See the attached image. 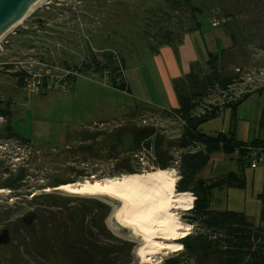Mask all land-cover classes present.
Instances as JSON below:
<instances>
[{
    "label": "rangeland",
    "instance_id": "obj_1",
    "mask_svg": "<svg viewBox=\"0 0 264 264\" xmlns=\"http://www.w3.org/2000/svg\"><path fill=\"white\" fill-rule=\"evenodd\" d=\"M25 16L0 42V108L9 102L13 130L28 140L0 134V181L8 175L4 169L20 167L26 174L17 190L0 184V228L41 209L52 212L59 231L63 220L73 233L85 234L78 257L59 238L54 240L56 256L48 253L49 258L27 255L13 241L0 249V264H6V249L19 253L25 264H138L136 253L144 241L124 223L117 221L114 228L107 224L110 216L114 221L120 203L44 188L93 175L173 167L174 150L182 148L177 136L183 122L195 124L201 113L247 94L235 108L224 107L204 121L201 129L246 143L264 139V89L252 93L264 86V0H46ZM209 52L212 65L232 76V83L216 86L183 117L177 108L184 76L190 70L208 72ZM113 67H122L121 78ZM16 72L21 74L16 77ZM253 75L257 81L251 82ZM113 81L128 88H116ZM156 110L176 117L165 119L166 128L157 130L151 122ZM6 123L7 115L0 113V132L5 134ZM151 134L152 139L146 138ZM141 145H153L155 157H136ZM237 157L236 151L214 152L199 175L237 172ZM117 164L128 167L110 172ZM175 168L179 178V166ZM242 173L244 187H217L202 202L194 199V205L241 211L264 231L258 198L264 193L263 158L255 167L245 164ZM89 200L104 203V215ZM186 215L188 210L180 212L189 223ZM190 226L193 232L196 227ZM71 238L77 239L75 233ZM161 253L143 264H160L173 254Z\"/></svg>",
    "mask_w": 264,
    "mask_h": 264
},
{
    "label": "trees",
    "instance_id": "obj_2",
    "mask_svg": "<svg viewBox=\"0 0 264 264\" xmlns=\"http://www.w3.org/2000/svg\"><path fill=\"white\" fill-rule=\"evenodd\" d=\"M208 55V72L197 74L195 71L190 70L184 76L185 80L182 82L183 87L178 92L180 105L177 108V110L182 112L183 117L193 110L194 105L209 92L213 91L216 86L224 87L232 83V76L220 74L212 65L211 53L209 52ZM91 62L93 63V61ZM108 64L106 63L104 66L109 68ZM112 70L113 72L118 70L117 72L120 78L122 77V67H113ZM20 74V72H16L15 76L18 77ZM68 75L73 77L70 74ZM19 79L17 82L23 84L24 82L19 81ZM185 81H189L190 84ZM177 83L179 84V80L175 82L176 90L178 89ZM112 85L123 90L128 88L127 84L121 81H113ZM185 86L187 88L184 89ZM263 89L264 86H261L253 90L252 93L256 91L261 92ZM245 96L242 98L237 97L239 99L235 98L224 103L223 108L227 106L235 108L237 103ZM9 105V102H7L5 109L0 108V113L7 115V123L4 129L9 133L5 134L4 132H0V134L7 138L16 136L17 140L22 139L21 142L24 141L26 143L28 140L13 130L9 117ZM219 112L222 111L217 106L211 111L201 113L199 120L195 124L190 125L186 123L183 128L181 127L183 132L177 138L178 146L187 149L180 158L178 188L181 191H191L196 196L195 203L202 202V199L209 191L223 185L227 187H244L246 181L243 178V166L245 164L251 166L253 160H256V164H258L259 158L260 160L263 158L264 161V139L255 138L246 143L236 140L234 135L227 136L221 132L217 135H208L202 131L201 124L207 119L217 116ZM10 133L12 134L10 135ZM190 146H194L192 148L193 151H189L190 149L188 148ZM217 151L225 154L236 151L239 170L237 172L230 171L224 174H218L209 179H196V174L208 164L211 155ZM170 158L172 157L170 156ZM1 163L0 161V165ZM161 165H163L162 167L167 166L166 164ZM131 171L129 170V172ZM4 172L8 175L2 178L3 181H0L1 185L15 190L24 185V177L26 174L21 172L20 167H16L14 170L4 169ZM258 198L261 204L260 218L264 220V193L259 194ZM185 218L196 229L181 239L183 243V249L181 251L167 256L160 264H210L211 261L216 264H264V231L249 221L243 212L229 209H204L194 205L188 210V215ZM74 233L77 239L73 241L72 249L74 252H72L74 253V257H78L81 253L78 245L82 243L81 240L85 232L81 234V231L78 233L74 231ZM88 245L90 247L92 246L91 243ZM97 253L101 256L100 254L102 252L100 250ZM87 255L88 253H86L85 257Z\"/></svg>",
    "mask_w": 264,
    "mask_h": 264
},
{
    "label": "bare ground",
    "instance_id": "obj_3",
    "mask_svg": "<svg viewBox=\"0 0 264 264\" xmlns=\"http://www.w3.org/2000/svg\"><path fill=\"white\" fill-rule=\"evenodd\" d=\"M45 1H37L29 11ZM22 18L0 36V42L23 22ZM177 180L176 170L167 167L102 178L93 175L85 180L66 181L54 187H46L44 191L58 190L93 197L101 195L120 203L114 221L110 216L107 224L114 228L115 222L124 223L140 236L144 246L136 255L138 264H143L153 261L158 253L181 251V239L191 232L190 224L182 219L180 212L191 209L196 196L179 190ZM100 204L106 208L104 203Z\"/></svg>",
    "mask_w": 264,
    "mask_h": 264
},
{
    "label": "flooded vegetation",
    "instance_id": "obj_4",
    "mask_svg": "<svg viewBox=\"0 0 264 264\" xmlns=\"http://www.w3.org/2000/svg\"><path fill=\"white\" fill-rule=\"evenodd\" d=\"M126 166L128 167V164H125V166H122L121 164L112 165V168L109 169V171L118 172L121 169H126ZM100 171H102V169H100ZM89 201H91L96 208L102 211V215H104L105 210L107 211V209L102 206L99 201ZM15 221L16 220L0 228V249L3 247L7 248L9 244L11 245L13 244L12 242L15 241L20 244V248L22 247L23 251H25L27 255L31 254L35 257L41 256L47 258L48 253L54 252L53 256H56L54 240H58V238L61 242H63L62 245L65 246L66 249H72L73 239L71 238V235L73 234L74 228H68L67 224H63L65 221L61 220V223H59V231L58 223L54 220L52 212H44L41 209L30 210L23 213L17 222ZM78 228L80 227L78 226ZM22 236H26L30 242L24 243ZM1 253L2 252L0 251V254ZM2 256L6 259V262H4L6 264L26 263L22 258H20L19 253L16 254L14 252H9L8 249L3 252Z\"/></svg>",
    "mask_w": 264,
    "mask_h": 264
},
{
    "label": "water",
    "instance_id": "obj_5",
    "mask_svg": "<svg viewBox=\"0 0 264 264\" xmlns=\"http://www.w3.org/2000/svg\"><path fill=\"white\" fill-rule=\"evenodd\" d=\"M37 1L39 0H0V36L24 18Z\"/></svg>",
    "mask_w": 264,
    "mask_h": 264
},
{
    "label": "built area",
    "instance_id": "obj_6",
    "mask_svg": "<svg viewBox=\"0 0 264 264\" xmlns=\"http://www.w3.org/2000/svg\"><path fill=\"white\" fill-rule=\"evenodd\" d=\"M212 23H214L215 24V22H212ZM254 76V75H253ZM250 76V77H252V78H250V81L252 82H254V81H257V78L254 76ZM206 107V106H205ZM206 108H208V107H206ZM152 118H151V122L152 123H154L155 124V129H164V128H166V123H168V121L167 120H165V119H169V118H171V117H176V115L174 114V113H162L161 111H154L153 113H152ZM164 121H166V123H164ZM182 124H186L185 122H183ZM181 136V134H179V136H177V138H179ZM150 138V139H152V134L151 135H148L146 138ZM146 140V139H145ZM148 140V139H147ZM149 141V140H148ZM151 147H153V145H150V146H148V147H145L144 145H141V148H140V150H139V153H134V155L136 156V157H138L139 159H142L144 156H145V154L146 153H149V155H150V157L151 158H154L155 157V151H153L152 152V150H153V148H151ZM183 151H187V149H184L183 150V148H179V149H176V150H174V155H175V157H176V159L174 158V160H173V168L176 170V168L175 167H178L179 166V164H180V154L183 152ZM189 151H193L192 149H190ZM172 154V155H173ZM178 156V157H177ZM259 160H260V158H259ZM255 165H256V160H253V162H252V164H251V166L252 167H255ZM176 174H178V171L176 170ZM192 194V193H191Z\"/></svg>",
    "mask_w": 264,
    "mask_h": 264
},
{
    "label": "crops",
    "instance_id": "obj_7",
    "mask_svg": "<svg viewBox=\"0 0 264 264\" xmlns=\"http://www.w3.org/2000/svg\"><path fill=\"white\" fill-rule=\"evenodd\" d=\"M179 74H177L176 75V77H175V79H178L179 77ZM259 88V87H258ZM257 89V88H256ZM262 92V91H261ZM220 109H221V111H222V109H224L223 107H220ZM211 157H212V155H211ZM210 157V158H211ZM205 168V167H204ZM203 168V169H204ZM203 169L202 170H200L197 174H196V176H195V178L196 179H199V178H202V179H209V178H211V177H214V176H216L217 174H219V173H217V172H211V173H209V174H207V175H199L202 171H203ZM212 191V190H211ZM211 191H209L208 193H207V195H209V194H211L212 192ZM187 192H189V193H192L191 191H187ZM193 194V193H192ZM206 195V196H207Z\"/></svg>",
    "mask_w": 264,
    "mask_h": 264
},
{
    "label": "clouds",
    "instance_id": "obj_8",
    "mask_svg": "<svg viewBox=\"0 0 264 264\" xmlns=\"http://www.w3.org/2000/svg\"><path fill=\"white\" fill-rule=\"evenodd\" d=\"M179 179V178H178ZM177 182H178V180H177ZM194 195V194H193Z\"/></svg>",
    "mask_w": 264,
    "mask_h": 264
}]
</instances>
